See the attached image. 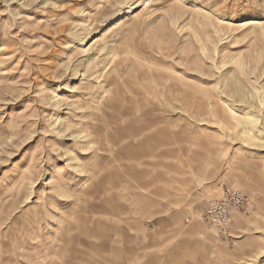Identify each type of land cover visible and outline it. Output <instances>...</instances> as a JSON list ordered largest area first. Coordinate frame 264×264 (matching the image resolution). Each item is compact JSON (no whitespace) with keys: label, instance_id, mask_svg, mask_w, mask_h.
<instances>
[{"label":"rangeland","instance_id":"rangeland-1","mask_svg":"<svg viewBox=\"0 0 264 264\" xmlns=\"http://www.w3.org/2000/svg\"><path fill=\"white\" fill-rule=\"evenodd\" d=\"M0 264H264V0H0Z\"/></svg>","mask_w":264,"mask_h":264},{"label":"built area","instance_id":"built-area-1","mask_svg":"<svg viewBox=\"0 0 264 264\" xmlns=\"http://www.w3.org/2000/svg\"><path fill=\"white\" fill-rule=\"evenodd\" d=\"M253 205L244 190L227 187L219 198L210 201L203 213L202 220L220 242L229 244L235 237V217L250 212Z\"/></svg>","mask_w":264,"mask_h":264},{"label":"bare ground","instance_id":"bare-ground-1","mask_svg":"<svg viewBox=\"0 0 264 264\" xmlns=\"http://www.w3.org/2000/svg\"><path fill=\"white\" fill-rule=\"evenodd\" d=\"M256 24H258V22L255 21V20H254L253 22H250V23H249L250 26H254V25H256Z\"/></svg>","mask_w":264,"mask_h":264}]
</instances>
